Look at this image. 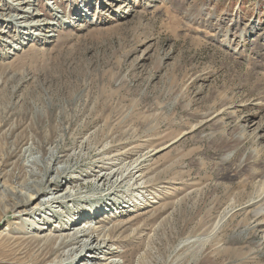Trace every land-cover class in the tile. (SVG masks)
Returning <instances> with one entry per match:
<instances>
[{
	"label": "rangeland",
	"instance_id": "374dc122",
	"mask_svg": "<svg viewBox=\"0 0 264 264\" xmlns=\"http://www.w3.org/2000/svg\"><path fill=\"white\" fill-rule=\"evenodd\" d=\"M53 140L79 194L23 213ZM91 220L120 264H264V0H0V264L85 263Z\"/></svg>",
	"mask_w": 264,
	"mask_h": 264
},
{
	"label": "bare ground",
	"instance_id": "6f19581e",
	"mask_svg": "<svg viewBox=\"0 0 264 264\" xmlns=\"http://www.w3.org/2000/svg\"><path fill=\"white\" fill-rule=\"evenodd\" d=\"M18 3L20 4V9L23 10L25 8L24 6L28 2H22V3L18 2ZM17 16L21 17L24 20H30L29 22L32 25H33V21L35 20V17L32 16L25 9H24V11H22L21 14H18ZM61 147L62 146L56 144V140L51 141V146H49V148H47V150L45 152L46 157H44L43 155H42V157H40L39 155H36V153H39V152H36L35 150H39L40 151L41 148H43L42 142L40 143V142L36 141V143L33 146L32 145H27L25 147L24 169L26 170V173L30 174V176H29L30 178L28 177L29 178L27 180L28 182L26 181L27 183L24 186L26 191L18 190L16 187L15 188L17 190L15 188H13V189L9 188L8 190L10 191V195L14 198L15 201L17 200L20 204L27 206L29 201H33L34 199H38L37 197H39V195H41V193L44 190H48L49 194L47 195V200L38 201L32 207L23 209L22 210L23 213L35 214L36 215L37 212L39 213L42 210V205H44V204H47V203L60 204L61 202H64L65 199H68V202H69L77 194H79V187L81 186L80 182H79V180H80L79 177L71 178L68 181L70 186L67 187L64 191H62V188H61L63 186V184H62L63 182H62L61 178H62V174L65 173V172H72V173L74 172V171L70 170L71 168L69 166H70V163L73 162L75 157H77V156L79 157L81 150L69 155L68 160L64 161V160H61L62 155L59 154L60 150H61ZM85 147H87V146H85ZM142 157H143V155H142ZM54 162H59L61 164V166L56 167L52 177H47L46 174H44L43 172H44V170H46V172L50 171V169H52V168H50L49 165L51 166L52 163H54ZM44 163H46V164H44ZM133 164L128 165V167L126 168L125 171H127V174H124L125 171L123 172L122 170H120V168H116V167H114V168L112 167L110 172H103V173H97V170H94L90 175L88 174L90 179L86 178V181H87V183H90L92 185H96V186L99 187V186L105 185L108 182H110V183L111 182H113V183L114 182L115 183L118 182V178L121 175L120 182H122L123 180H125L127 178L128 174H129L128 170L131 169ZM73 177H75V176H73ZM1 187H3V185ZM6 189H7V187H6ZM22 189H23V187H22ZM108 189H110V188H108ZM5 199H7V198H5ZM13 209H14V207H13ZM79 213L81 214L82 211L79 212ZM83 216H85V215H83ZM83 216H81V217H83ZM94 223H95V226H96L97 223H96L95 220L94 221L91 220V221H88V222H81V223L77 224V226H76L77 231L72 233V235L75 238H79V240H78L79 242H82L79 245V249L78 248L75 249L76 252L77 253L78 252L82 253L85 249H88V252L91 253V254L90 253L86 254L87 256H83V257H85L84 258L85 263H82V264H120L118 261H116L117 258L116 259L113 258L112 260H110L112 258V256H113V255H110L112 253V252L109 251L110 249L104 251L106 246H107V244H108L106 238L98 236V235H95L92 231H89V228H91L90 226L92 224H94ZM43 224L44 225H48V226L50 225L49 222H44ZM72 225H76V224L74 223ZM19 226H20V224H19ZM94 228H97V226L94 227ZM6 235H8V234H6ZM66 238H68V239L70 238L71 239L70 234L68 236H66ZM96 253H103L104 255L103 256H98ZM7 254H8V252H7ZM4 256H5V253H4L3 246L0 245V262H1V260H2V258ZM5 262H7V261H5ZM62 263H63V261H62ZM55 264H57V263H55Z\"/></svg>",
	"mask_w": 264,
	"mask_h": 264
}]
</instances>
